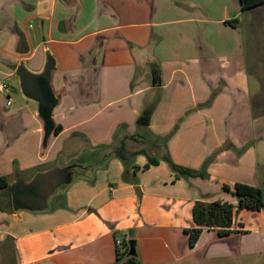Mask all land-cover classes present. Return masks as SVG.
<instances>
[{
  "label": "crops",
  "instance_id": "1",
  "mask_svg": "<svg viewBox=\"0 0 264 264\" xmlns=\"http://www.w3.org/2000/svg\"><path fill=\"white\" fill-rule=\"evenodd\" d=\"M263 23L264 2L0 0V176L75 169L41 211L7 209L0 189V264H117L115 237L138 264H264V196L226 235L202 229L190 245L187 233L196 201L236 206L222 183L264 187ZM48 55L60 129L43 144L14 70L39 72ZM152 102L145 132L136 119ZM121 142L144 151L126 168L104 148ZM144 153L158 163L141 168ZM164 153L205 176L174 178Z\"/></svg>",
  "mask_w": 264,
  "mask_h": 264
},
{
  "label": "trees",
  "instance_id": "2",
  "mask_svg": "<svg viewBox=\"0 0 264 264\" xmlns=\"http://www.w3.org/2000/svg\"><path fill=\"white\" fill-rule=\"evenodd\" d=\"M264 2V0H239V6L241 10L250 8L252 6L258 5ZM231 26H234L236 22V18H232L226 21ZM154 103H149L145 105L141 113L136 119V125L139 129L144 130L147 132V125L149 115L153 109ZM60 126L54 125L53 132L56 133L59 131ZM139 137H143L145 134L137 133ZM129 138H134L133 135H130ZM163 140V139H162ZM104 146H101V148ZM105 149L108 148V152L106 156L112 155L121 160L126 168L127 163L130 159L133 158L135 154L138 152L144 151H127L123 142H121L118 146L110 148L104 147ZM146 156V162L141 166V168L145 169L150 165H156L158 163V158L155 156H151L149 154L144 153ZM161 159L166 163L168 168L173 174L174 178L180 177H189V176H199L204 177L205 173L203 171L192 170L189 168H185L179 166L172 162L169 158L167 153L161 155ZM104 164V163H103ZM103 166V165H102ZM67 167L68 172V180L69 182L73 178L74 173V165L69 163ZM203 172V173H202ZM60 185V187H64L65 184ZM221 189L225 192L230 193L237 201L236 206L223 201H211V202H201L196 201L191 210V217L193 226L187 229L188 233V242L190 245L195 243L197 240L200 232L202 229H212L215 231V234L220 237L226 235L230 232V224L232 221L233 214L236 210L240 209H247V210H258L263 206V194L262 190L253 185L235 182L233 185L229 186L227 184L222 183ZM0 189L7 190V209L11 210L10 203H9V194L8 189L9 185L5 176H0ZM2 208V206H0ZM129 241L132 243V247H129ZM115 260L117 264H138V259L136 253L134 251V243L131 239H122L118 246H115Z\"/></svg>",
  "mask_w": 264,
  "mask_h": 264
},
{
  "label": "water",
  "instance_id": "3",
  "mask_svg": "<svg viewBox=\"0 0 264 264\" xmlns=\"http://www.w3.org/2000/svg\"><path fill=\"white\" fill-rule=\"evenodd\" d=\"M53 58L47 56L39 72H31L22 63L15 67L18 87L24 97L35 102L36 113L43 125V144L53 134L52 110L57 104L51 84ZM68 180L67 167H55L37 171L29 180L19 176L9 184V203L12 210L25 209L41 211L46 208L47 199ZM129 247H132L129 241Z\"/></svg>",
  "mask_w": 264,
  "mask_h": 264
},
{
  "label": "rangeland",
  "instance_id": "4",
  "mask_svg": "<svg viewBox=\"0 0 264 264\" xmlns=\"http://www.w3.org/2000/svg\"><path fill=\"white\" fill-rule=\"evenodd\" d=\"M258 41L260 43H264V23L261 24L259 27H258V30H257V33L256 35H254V38L252 39V41ZM16 86V84H15ZM19 87L18 85L15 87V89L17 90ZM78 162H76L77 164ZM80 163V162H79ZM73 163H71L72 165ZM20 177V176H19ZM21 178V177H20ZM22 179V178H21ZM24 180V179H23ZM263 196H264V187H263ZM58 191V190H57ZM4 192L5 190H0V199H3L5 198V195H4ZM52 203V200L50 199V197L47 199V204H46V208L48 205H50Z\"/></svg>",
  "mask_w": 264,
  "mask_h": 264
},
{
  "label": "built area",
  "instance_id": "5",
  "mask_svg": "<svg viewBox=\"0 0 264 264\" xmlns=\"http://www.w3.org/2000/svg\"><path fill=\"white\" fill-rule=\"evenodd\" d=\"M11 89L8 83H6L5 81H0V92L5 96V104L9 105L10 104V98H9V93H10ZM121 239L118 237L114 238V243L116 246H118L120 244Z\"/></svg>",
  "mask_w": 264,
  "mask_h": 264
}]
</instances>
